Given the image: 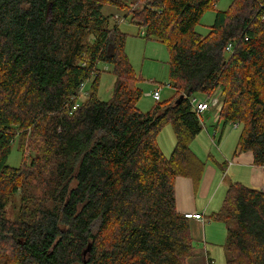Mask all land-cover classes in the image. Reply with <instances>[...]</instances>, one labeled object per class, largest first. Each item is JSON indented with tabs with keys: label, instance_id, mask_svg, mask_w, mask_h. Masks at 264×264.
<instances>
[{
	"label": "trees",
	"instance_id": "trees-1",
	"mask_svg": "<svg viewBox=\"0 0 264 264\" xmlns=\"http://www.w3.org/2000/svg\"><path fill=\"white\" fill-rule=\"evenodd\" d=\"M217 1L140 0L129 9L125 0H0V264H188L195 256L175 195L178 176L199 179L205 167L191 147L203 129L192 99L222 89V132L243 124L236 153L252 151L264 165V0H233L198 33ZM107 4L167 44L176 94L150 111L138 107L141 78ZM100 62L116 76L109 100L97 94ZM167 123L176 136L170 156L157 139ZM17 136L24 159L13 167ZM213 218L227 226V264H264V190L231 181Z\"/></svg>",
	"mask_w": 264,
	"mask_h": 264
},
{
	"label": "rangeland",
	"instance_id": "rangeland-1",
	"mask_svg": "<svg viewBox=\"0 0 264 264\" xmlns=\"http://www.w3.org/2000/svg\"><path fill=\"white\" fill-rule=\"evenodd\" d=\"M125 1L132 4L129 6V9H133L139 4L140 0ZM232 2L233 0H218L215 7L208 8L205 11L200 22L195 26V30L200 34L206 35L214 23L216 10L225 11L229 9ZM103 11L105 14L111 15L112 24L116 21L113 15H120L123 18L118 23L120 29L127 35L125 50L135 73L141 78L139 86L142 89V96L138 101L139 109L146 112L156 106L157 102L151 93L158 87H162V102L172 99L176 91L169 85L171 81L169 74L170 53L167 44L155 36L148 37L144 27L138 25L130 14L126 15L127 13L119 11L115 6L107 4L103 8ZM99 69L100 77L97 94L100 99L109 100L113 95L116 76L110 63L100 62ZM92 81L93 78L87 81L80 101L85 100L89 96ZM221 93L222 89L217 88L213 96H219L220 98ZM202 97L204 100L206 99V97ZM220 109L221 102L218 106H213L209 110L201 113L200 119L203 124V129L193 140L191 146L195 153L205 162L211 156H216L221 159L226 153H232L243 128V124L235 125L229 122L222 132V124H217L216 122V115H218ZM208 131L210 134H208ZM220 137L221 140L219 142ZM213 138L216 139V142L213 141ZM19 139L20 136H17V139L12 144V149L8 157V164L13 167H20L24 159L23 151L19 147ZM157 139L164 154L170 156L176 143V136L171 123H167L161 129L157 135ZM25 151L29 154L27 149ZM13 202L19 203V195H16ZM13 202L8 206L9 217L14 216ZM206 216L208 238L194 241L195 249H204L205 259L199 260L198 257L196 264H227L224 247L227 236L226 224L221 220L209 218V214ZM206 256L211 259V263H209Z\"/></svg>",
	"mask_w": 264,
	"mask_h": 264
},
{
	"label": "crops",
	"instance_id": "crops-1",
	"mask_svg": "<svg viewBox=\"0 0 264 264\" xmlns=\"http://www.w3.org/2000/svg\"><path fill=\"white\" fill-rule=\"evenodd\" d=\"M218 116L219 113L216 115L217 124ZM208 134H210L209 131ZM220 140L221 137L219 142ZM213 141L216 142V139L213 138ZM236 149L237 144L232 153H226L221 159L216 156L209 157L213 159L208 158L205 162L204 171L199 179L188 176H178L175 179L177 210L182 214L200 213L203 215L202 219L189 218L194 241L208 238L206 215L209 214V218H213V214L221 208L231 181H240L264 190V165L255 164L252 151L236 153ZM198 257L199 260L205 259L204 249H195V256L188 260V264H196ZM207 259L211 260L209 257Z\"/></svg>",
	"mask_w": 264,
	"mask_h": 264
},
{
	"label": "built area",
	"instance_id": "built-area-1",
	"mask_svg": "<svg viewBox=\"0 0 264 264\" xmlns=\"http://www.w3.org/2000/svg\"><path fill=\"white\" fill-rule=\"evenodd\" d=\"M115 19H117L119 21L123 20V18H121L120 15H115ZM232 48H233V46L230 43L227 46L228 53L232 51ZM84 88H85V86L83 85L81 87V92H84ZM161 90H162V87H158L151 93V95L154 98V100L159 101V100L162 99ZM192 103L194 104V106L196 108V111L201 114V113L205 112L206 110L210 109L213 106L214 107L218 106V104H219V96H212V97L206 98L205 100L197 98V97H194L192 99ZM186 216L188 218H200V219L203 218V215L200 214V213L199 214L198 213H187Z\"/></svg>",
	"mask_w": 264,
	"mask_h": 264
},
{
	"label": "water",
	"instance_id": "water-1",
	"mask_svg": "<svg viewBox=\"0 0 264 264\" xmlns=\"http://www.w3.org/2000/svg\"><path fill=\"white\" fill-rule=\"evenodd\" d=\"M183 97V95L181 96V98Z\"/></svg>",
	"mask_w": 264,
	"mask_h": 264
}]
</instances>
